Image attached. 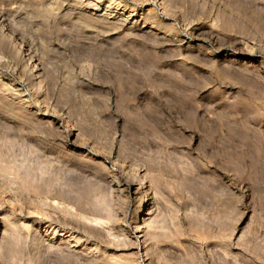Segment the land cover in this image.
Segmentation results:
<instances>
[{
    "label": "rangeland",
    "instance_id": "rangeland-1",
    "mask_svg": "<svg viewBox=\"0 0 264 264\" xmlns=\"http://www.w3.org/2000/svg\"><path fill=\"white\" fill-rule=\"evenodd\" d=\"M0 264H264V0H0Z\"/></svg>",
    "mask_w": 264,
    "mask_h": 264
},
{
    "label": "bare ground",
    "instance_id": "bare-ground-1",
    "mask_svg": "<svg viewBox=\"0 0 264 264\" xmlns=\"http://www.w3.org/2000/svg\"><path fill=\"white\" fill-rule=\"evenodd\" d=\"M74 1V0H73Z\"/></svg>",
    "mask_w": 264,
    "mask_h": 264
}]
</instances>
